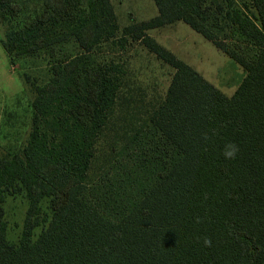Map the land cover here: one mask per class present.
<instances>
[{
	"label": "trees",
	"instance_id": "obj_1",
	"mask_svg": "<svg viewBox=\"0 0 264 264\" xmlns=\"http://www.w3.org/2000/svg\"><path fill=\"white\" fill-rule=\"evenodd\" d=\"M154 1L158 14L124 26L122 38L140 40L174 73L144 134L145 181L137 193L110 189L115 204L88 181L123 83L120 63L91 54L120 29L112 1L43 0L32 21L6 32L12 63L44 55L51 77L26 75L29 137L0 154V264H264V0ZM19 10L0 0L1 19ZM177 20L243 67L233 95L148 33ZM228 141L239 146L235 159L221 154ZM7 195L28 201L17 241L7 238Z\"/></svg>",
	"mask_w": 264,
	"mask_h": 264
},
{
	"label": "rangeland",
	"instance_id": "obj_2",
	"mask_svg": "<svg viewBox=\"0 0 264 264\" xmlns=\"http://www.w3.org/2000/svg\"><path fill=\"white\" fill-rule=\"evenodd\" d=\"M15 1L20 6L17 15L7 21L0 17V154L19 151L29 137L31 102L35 93L26 75L39 84L51 77L44 55L23 56L12 63L2 45L9 29L23 27L43 8V0ZM114 1L120 18L128 16L129 21H132L131 16L137 21L147 20L158 12L154 0ZM122 29L112 38L103 40L91 52L97 62L115 61L124 68L121 89L99 134L88 172L89 182L103 185L100 199L109 204L116 203L110 189H133L137 193L145 181L146 172L140 161L142 152L146 150L144 134L150 127L152 113L166 96L174 72L169 63L157 57L141 41L128 37L125 42ZM153 35L159 44L191 65L228 96L235 92L244 77L245 70L241 65L184 21L159 32L153 31ZM27 207L24 195L6 196L4 208L10 241L19 239ZM39 231L40 228H37L36 233Z\"/></svg>",
	"mask_w": 264,
	"mask_h": 264
},
{
	"label": "crops",
	"instance_id": "obj_3",
	"mask_svg": "<svg viewBox=\"0 0 264 264\" xmlns=\"http://www.w3.org/2000/svg\"><path fill=\"white\" fill-rule=\"evenodd\" d=\"M112 1V4H113V6H114V10H115V13H116V15H117V22H118V24H119V27L120 28H123L124 26H126V25H129V24H131V23H133L134 21H137L136 20V18L135 17H133V16H131L132 17V21H129L128 19H127V17H126V19H124V18H120V16H119V14H118V11H117V8H116V5H117V3L114 1V0H111ZM239 2H243L242 0H238ZM248 1V0H247ZM157 6V5H156ZM157 11H158V8H157ZM157 14H158V12H157ZM156 14V15H157ZM155 15V16H156ZM152 18V17H151ZM120 20H124L123 22H121ZM142 21V20H141ZM180 21H182V20H177V21H174V22H172V23H169V24H165V25H163V26H160V27H157V28H152V29H150V30H148V33L150 34V35H152V36H154L153 35V31H160V30H162V29H164V28H166L167 26H171V27H173V25H175L177 22H180ZM140 41V40H139ZM143 45V44H142ZM242 67V66H241ZM243 68V67H242ZM174 73V72H173ZM246 74V73H245ZM245 74H244V76H245ZM173 75V74H172ZM171 78H172V76H171ZM243 79V78H242ZM170 81H171V79H170ZM241 82V81H240ZM169 84H170V82H169ZM240 84V83H239ZM238 84V85H239ZM169 86V85H168ZM226 87V86H225ZM238 87V86H237ZM237 89V88H236ZM167 90H168V88L166 89V93H167ZM221 90V89H220ZM236 91V90H235ZM165 93V94H166ZM234 94V93H233ZM232 94V95H233ZM227 95V94H226ZM231 96V95H230Z\"/></svg>",
	"mask_w": 264,
	"mask_h": 264
},
{
	"label": "clouds",
	"instance_id": "obj_4",
	"mask_svg": "<svg viewBox=\"0 0 264 264\" xmlns=\"http://www.w3.org/2000/svg\"><path fill=\"white\" fill-rule=\"evenodd\" d=\"M239 152V146L235 142L228 141L225 143L224 147L221 150V154L225 159H235L237 153ZM205 246H211V239L208 237L204 238Z\"/></svg>",
	"mask_w": 264,
	"mask_h": 264
}]
</instances>
